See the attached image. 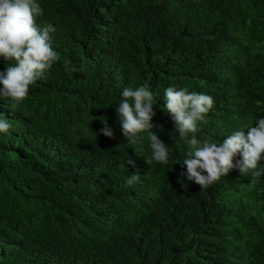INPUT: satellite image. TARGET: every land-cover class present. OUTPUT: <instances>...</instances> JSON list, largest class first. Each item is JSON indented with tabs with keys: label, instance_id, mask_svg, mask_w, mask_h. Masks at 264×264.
Wrapping results in <instances>:
<instances>
[{
	"label": "trees",
	"instance_id": "1",
	"mask_svg": "<svg viewBox=\"0 0 264 264\" xmlns=\"http://www.w3.org/2000/svg\"><path fill=\"white\" fill-rule=\"evenodd\" d=\"M35 2L60 60L25 100L0 97V264H264V175L192 188L165 107L169 87L211 96L197 139L216 143L264 118V0ZM126 87L153 93L167 165L146 133L123 137Z\"/></svg>",
	"mask_w": 264,
	"mask_h": 264
},
{
	"label": "clouds",
	"instance_id": "2",
	"mask_svg": "<svg viewBox=\"0 0 264 264\" xmlns=\"http://www.w3.org/2000/svg\"><path fill=\"white\" fill-rule=\"evenodd\" d=\"M42 14L35 0H0V56L14 62L6 72L0 73V97L10 98L17 104L27 98L30 86L60 60L50 43V33L55 29L51 25L43 29L37 26V17ZM121 97L116 110L127 143H138L139 134L146 133L152 159L167 165L169 147L152 131L156 127L152 123L156 115L153 93L147 87H126ZM165 97V107L175 131L187 145V156L182 163L186 166L187 180L195 183L192 188L210 190L233 170L253 177L264 175V164H261L264 160V118H260L255 126L247 127V135L244 131H235L220 143L207 139L199 141L198 123L204 122L212 111L213 98L173 87L165 90ZM10 127L6 119H0V133H7ZM100 134L112 138L113 130L106 123ZM237 156L242 158L237 160ZM126 163L136 167L131 158ZM139 181L137 171L126 183L133 185Z\"/></svg>",
	"mask_w": 264,
	"mask_h": 264
}]
</instances>
